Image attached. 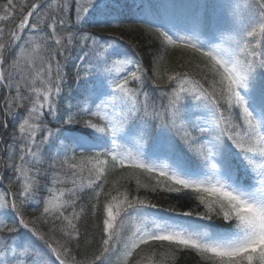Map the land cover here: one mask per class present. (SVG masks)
<instances>
[{"label":"snow or ice","instance_id":"obj_1","mask_svg":"<svg viewBox=\"0 0 264 264\" xmlns=\"http://www.w3.org/2000/svg\"><path fill=\"white\" fill-rule=\"evenodd\" d=\"M0 101V264H264V0H0Z\"/></svg>","mask_w":264,"mask_h":264},{"label":"trees","instance_id":"obj_2","mask_svg":"<svg viewBox=\"0 0 264 264\" xmlns=\"http://www.w3.org/2000/svg\"><path fill=\"white\" fill-rule=\"evenodd\" d=\"M31 2V0H29ZM114 36H122L125 42V48L129 52L136 54L145 63L156 51L153 41H151L148 35L144 32L142 27L137 26L133 19L126 20L123 27H118L115 29L108 30ZM107 35V32L105 33ZM78 66V61L73 59L68 63L65 68L67 73L64 81V102H74L75 97L79 94V88L75 82V72ZM150 85L146 87L148 90ZM2 103V101H0ZM2 118V114H0ZM165 194H160L155 197V202L161 207L167 208L169 204L172 203L171 200L164 198ZM150 199L153 198L152 195L149 196ZM179 207V205H175ZM29 214H31V209H29ZM98 238V237H97ZM175 264H196V258L191 254H181L177 253V259Z\"/></svg>","mask_w":264,"mask_h":264}]
</instances>
